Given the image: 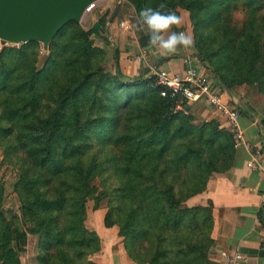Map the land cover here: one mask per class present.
<instances>
[{
	"label": "trees",
	"instance_id": "1",
	"mask_svg": "<svg viewBox=\"0 0 264 264\" xmlns=\"http://www.w3.org/2000/svg\"><path fill=\"white\" fill-rule=\"evenodd\" d=\"M161 3L188 12L192 57L231 97L240 85L264 95V0H121L110 23L117 3L106 0L47 47L0 45L1 164L15 173L18 200L17 212L2 208L0 182V264H20L15 241L27 223L29 264H96L101 241L85 225L88 199L94 209L106 199L103 224L118 227L134 262L209 264L212 202L185 201L231 168L234 137L217 117L196 121L185 102L177 109L152 72L123 74L113 39H128L118 27L128 17L147 48L138 14Z\"/></svg>",
	"mask_w": 264,
	"mask_h": 264
},
{
	"label": "crops",
	"instance_id": "2",
	"mask_svg": "<svg viewBox=\"0 0 264 264\" xmlns=\"http://www.w3.org/2000/svg\"><path fill=\"white\" fill-rule=\"evenodd\" d=\"M179 15L183 17V23L176 31L192 35L188 12L179 9ZM119 30L122 36L129 35L128 39H120L119 66L123 74L129 77L148 76L155 68L182 73L189 64H192L209 82L218 84L214 74L203 67L198 59L192 57L191 48H180L174 55L163 56L148 44L147 54L138 62L136 56L141 46L136 36L131 31ZM97 45L103 46L100 40ZM186 57L190 58L189 63L185 61ZM238 88H235V96L230 98L234 101L232 104L234 107L250 115L241 113L240 125L251 144V150L243 145L236 147L231 168L225 172L215 173L202 193L185 201L188 206L204 204L209 200L212 202L213 242L208 252L209 264H226L219 254L222 249L239 250L244 257L242 264H264V132L259 128V120L262 117L260 110L264 108V103H261L259 108L251 102L247 103L248 92H239ZM189 105L197 118L223 119L222 115L206 105L203 99L190 102ZM248 162H252V166L249 167ZM103 215L104 212H101L88 215L85 219L87 228L94 230L101 241V249L92 255V260L96 264H138L128 257L123 237L118 234V227L104 226ZM29 232L27 235L31 236ZM26 237L24 233L16 236L15 248L20 264H29Z\"/></svg>",
	"mask_w": 264,
	"mask_h": 264
},
{
	"label": "built area",
	"instance_id": "3",
	"mask_svg": "<svg viewBox=\"0 0 264 264\" xmlns=\"http://www.w3.org/2000/svg\"><path fill=\"white\" fill-rule=\"evenodd\" d=\"M118 0L117 3H119ZM94 6L91 4L88 11ZM119 27L123 31L132 30L130 22L123 19L119 22ZM147 54V48H141L136 60H143ZM186 62H190V58H185ZM155 76V85L161 87L160 94L162 96L170 95L176 98V108L184 109L183 103L199 101L203 99L205 104L222 115L224 119V127L233 135L235 147L243 145L251 150V144L246 139L242 127L240 125V117L238 109L231 103V98L226 88L218 84H212L207 77L202 74L195 65L189 64L182 73L170 72L164 68H155L152 71ZM247 165L252 166V162ZM220 257L226 264H242L243 255L239 250L222 249L219 252Z\"/></svg>",
	"mask_w": 264,
	"mask_h": 264
},
{
	"label": "water",
	"instance_id": "4",
	"mask_svg": "<svg viewBox=\"0 0 264 264\" xmlns=\"http://www.w3.org/2000/svg\"><path fill=\"white\" fill-rule=\"evenodd\" d=\"M98 0H0V42L39 41L44 47L69 21H79ZM113 8L108 23L118 7Z\"/></svg>",
	"mask_w": 264,
	"mask_h": 264
},
{
	"label": "clouds",
	"instance_id": "5",
	"mask_svg": "<svg viewBox=\"0 0 264 264\" xmlns=\"http://www.w3.org/2000/svg\"><path fill=\"white\" fill-rule=\"evenodd\" d=\"M165 9L166 4L161 3L157 8L145 7L139 11L138 24L146 28L149 46L163 56L174 55L180 48H192L195 41L191 34L172 31L183 23V17Z\"/></svg>",
	"mask_w": 264,
	"mask_h": 264
},
{
	"label": "rangeland",
	"instance_id": "6",
	"mask_svg": "<svg viewBox=\"0 0 264 264\" xmlns=\"http://www.w3.org/2000/svg\"><path fill=\"white\" fill-rule=\"evenodd\" d=\"M105 1L106 0H98L95 3V5L96 6H102V4ZM114 2L117 3L118 0H114ZM109 5H110V8H111V6L113 4H109ZM89 12L90 11H86L84 13V15L81 17V19L79 20L81 24L85 25V21L87 20L88 16L90 15ZM119 16H121V13H118V17ZM126 19L129 20L128 17H126ZM92 20L94 21L95 19L92 18L91 21ZM129 22H130V24L132 26V30H130V31L133 32L134 35H135V26H134V24L131 21H129ZM93 38L95 39V42L94 43L97 45L99 40L96 37H93ZM113 39L115 41H119L120 40L116 35H113ZM7 44L14 45L13 43H7ZM0 45H2L1 42H0ZM238 87L237 88L239 89V92H243V91L248 92V94H247V98H248L247 103L248 102H251L257 108H259V105L261 103H264V95L263 94H261V93H259V94L255 93L253 91V89L250 88L248 85H240ZM228 94H229V96H231L230 95V92H228ZM233 94L235 96V91L233 92ZM263 107H264V105H263ZM260 113L261 114H264V108H262L260 110ZM199 120H200V118H197L196 119V121H199ZM218 120H219L220 124L224 126V119H220L218 117ZM1 159H2V154H1V151H0V182L3 185V189H4V192H3L4 201H3L2 208H4L5 210L9 209L11 211L17 212L18 211V200L16 198L15 192L13 191V183L15 181V173L12 170L11 167L7 166L6 164H1ZM94 183L97 184L98 181L95 180ZM93 204H94V202H93L92 199H88L87 200V203H86V212H87V214L89 216L90 215L100 214L101 212H105V210H106V199H102L100 201L99 207L97 209H94L93 208ZM88 215H86V216L88 217ZM85 219H86V217H85ZM28 227H30L28 223L23 226V233L25 234V236H27L26 239L28 240V248H29V245H31L32 242H33V238H32V236L27 235V233L29 232V228ZM27 240H26V242H27Z\"/></svg>",
	"mask_w": 264,
	"mask_h": 264
}]
</instances>
